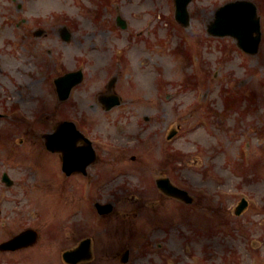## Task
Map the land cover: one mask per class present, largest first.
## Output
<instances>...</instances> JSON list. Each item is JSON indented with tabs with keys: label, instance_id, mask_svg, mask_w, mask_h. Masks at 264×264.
Segmentation results:
<instances>
[{
	"label": "rangeland",
	"instance_id": "obj_1",
	"mask_svg": "<svg viewBox=\"0 0 264 264\" xmlns=\"http://www.w3.org/2000/svg\"><path fill=\"white\" fill-rule=\"evenodd\" d=\"M18 1H24L32 14L49 13L64 2ZM209 1L194 0L190 9L195 13L210 12L216 2ZM8 6L15 7L16 3L14 6L11 0H0V7ZM127 13L129 16L143 13L138 20L131 18L130 31L122 34L129 39L132 33L135 46L142 42L145 50L130 48L134 49L130 52L132 57L129 56L133 68L124 66L119 77L126 104L114 109L103 119V126L93 131L96 136L101 132L104 139L118 148L114 150L97 140L99 155L103 150L111 153L114 150L126 157L127 176L118 178L117 174L98 173L103 167L97 165L92 172V186H88L85 178L61 189L53 185V175L48 177L47 171L52 170L54 162L41 154L44 148L38 133L51 130L60 115L15 128L12 119L24 121L21 114L30 109L27 103H21L20 111L17 108H13L16 112L12 111L11 102L22 101L21 95L14 91L9 101H0L7 116L0 121V225L6 226L5 231L0 229V241L8 232L36 229L40 241L34 250L41 258L36 263L32 259L25 264H63L60 252L72 248L85 236L94 238V249H107V262L101 261L106 264H120L115 255L127 247L135 256L133 264H146L139 258L142 251H135L146 240L152 244L151 248L158 244L169 248L162 254L173 256L169 261L176 256L189 264H264V39L256 56H245L233 50L230 41L205 38L200 16L187 28L172 29L170 0H134L127 6ZM153 13L160 16L156 20L160 33L147 36ZM83 28L85 34L92 33L90 26ZM86 43L90 44V40ZM144 58L149 62L140 67ZM93 65L90 62L86 66L87 78L80 87L82 95L86 91L97 93L110 77ZM6 71L3 74L0 71V76H5ZM130 84L139 94L125 99L131 95L127 88ZM3 85L12 88L7 80ZM226 89L241 92L248 99L239 102L242 98L239 94L236 103L227 102ZM34 93L39 99V94ZM201 93L203 100L197 97ZM84 113L91 111L79 109V114L72 117L80 119ZM145 116L149 118L146 123ZM118 125L124 127V133L115 132ZM177 128L174 138L167 141L170 130ZM138 132L148 135V141L138 142L141 140ZM169 151L181 154L170 163L174 170L170 172L171 179L193 196L191 205L166 199L156 191L154 174L166 167L157 164L165 161ZM132 156L136 157L135 162H131ZM103 158L109 161L106 156ZM3 172L13 180L12 186L7 187L1 181ZM116 178L125 183L104 186ZM92 198L116 202L115 213L108 219L98 218L89 200ZM241 198L248 200V207L236 217L233 211ZM81 199L88 200L93 213ZM117 214L138 215L134 222L140 237L128 233L112 240L110 231L121 220ZM100 220L103 222L97 224ZM253 241L258 242V247L251 246ZM99 251H95V258L97 264H102ZM49 256L54 263L48 260ZM253 256H256L254 260ZM11 260H19V256ZM169 261L165 258L157 264Z\"/></svg>",
	"mask_w": 264,
	"mask_h": 264
},
{
	"label": "flooded vegetation",
	"instance_id": "obj_2",
	"mask_svg": "<svg viewBox=\"0 0 264 264\" xmlns=\"http://www.w3.org/2000/svg\"><path fill=\"white\" fill-rule=\"evenodd\" d=\"M253 2L257 5L258 9L261 12H264V0H254ZM23 28H24L22 31L23 39L20 41V45L24 47L26 57H31L32 46L40 49L44 47H49L48 50L50 51L53 50L54 52L56 51L59 55H61L62 51L60 49L63 48L65 44V39L62 37L61 28L52 26L50 27V29L43 30L42 32L43 38L40 40L32 39V29L30 26H28V22H25L23 24ZM94 29L95 31L91 34V36L94 37V39H96V42L101 43L104 40H106L107 36L110 35L109 32L111 29V22H108L107 25H102L101 23H99L98 25L94 26ZM76 30H77V34H79L80 32L79 29L76 28ZM97 35H99L100 37H97ZM73 42L79 43V41H77L75 38L73 39ZM73 70H75V67H70L68 64L67 65L64 64V72H69Z\"/></svg>",
	"mask_w": 264,
	"mask_h": 264
},
{
	"label": "water",
	"instance_id": "obj_3",
	"mask_svg": "<svg viewBox=\"0 0 264 264\" xmlns=\"http://www.w3.org/2000/svg\"><path fill=\"white\" fill-rule=\"evenodd\" d=\"M186 3V0L183 2L182 6H184ZM235 7V6H234ZM238 7V11L234 12V16L235 19L232 22H228L231 29H230V33H233L235 35H243L246 27L252 23V31H258V22L257 19L254 18V9L251 12H243V11H248L244 6H237ZM242 17H246L247 19L244 20ZM252 17H253V21H252ZM243 49L246 52L249 53H255L258 49V38L253 40L252 42H250L248 45H243L242 46ZM244 204H242L237 211V214H239L241 212V209L243 208ZM22 238V237H21ZM20 238V239H21ZM11 245V248L14 247L13 242L9 243ZM73 253L72 252H68L65 254V258L68 259L69 256H72ZM69 260V259H68Z\"/></svg>",
	"mask_w": 264,
	"mask_h": 264
}]
</instances>
